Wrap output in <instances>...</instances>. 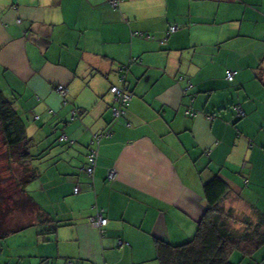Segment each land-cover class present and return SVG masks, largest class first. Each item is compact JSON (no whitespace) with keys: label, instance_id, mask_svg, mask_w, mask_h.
<instances>
[{"label":"crops","instance_id":"crops-1","mask_svg":"<svg viewBox=\"0 0 264 264\" xmlns=\"http://www.w3.org/2000/svg\"><path fill=\"white\" fill-rule=\"evenodd\" d=\"M0 89L49 148L28 190L54 220L20 231L16 264H161L157 240H191L213 192L231 261L264 264V0H0Z\"/></svg>","mask_w":264,"mask_h":264},{"label":"trees","instance_id":"trees-1","mask_svg":"<svg viewBox=\"0 0 264 264\" xmlns=\"http://www.w3.org/2000/svg\"><path fill=\"white\" fill-rule=\"evenodd\" d=\"M14 103L0 89V133L3 146H0V159L7 161L10 172L13 158L23 167L20 176L12 170L11 178H0V239L32 225L49 226L54 220L28 190L29 184L41 174L38 166L33 164L35 156L39 154H33V139L28 135L27 122L18 113ZM59 139L69 140L65 134ZM2 171L1 169L0 174ZM210 187L211 190L224 192L228 186L221 178H214L207 184V188ZM213 193L209 197V206L197 234L191 240L180 245L162 238L157 240V253L161 264H235L230 256L239 243L237 231L230 224L229 214L221 206L220 192ZM13 211L25 213L26 216L22 220L15 219L11 217ZM250 245L252 249L258 247L255 240Z\"/></svg>","mask_w":264,"mask_h":264},{"label":"rangeland","instance_id":"rangeland-1","mask_svg":"<svg viewBox=\"0 0 264 264\" xmlns=\"http://www.w3.org/2000/svg\"><path fill=\"white\" fill-rule=\"evenodd\" d=\"M1 139H2V135L0 133V146H2L1 145L2 144ZM38 143H40V147H41L40 152H38L37 147H36V149L33 150L34 155L39 154V156H37V157L35 156V158H34V162H36V163L41 162V160H44L45 157H46V159L49 158L48 154L46 153L49 150V148H47L46 146L41 144V141H38ZM42 148H46V149H42ZM8 166H9V164L7 163V161L5 159H4V161L0 159V170L1 169L3 170L2 173L0 174V178H2V180H4V179L7 180V179L11 178L12 170H14V172H16L18 176H20V174L22 173L23 167L19 162H17L16 158L15 159L13 158V161L11 163V172L8 169ZM38 179L39 178L33 180L31 183L38 181ZM30 184H29V186H30ZM29 186H28V188L30 189ZM3 194H5V193H3ZM25 216H26L25 213L22 214L19 211H13V213L11 215V217H14L15 219H20V220H22ZM8 223H10V221ZM22 241L23 240H22V233L21 232L14 233L5 239H0V264H5L8 261L11 264H16L17 260H18L17 255H20V252H22L21 250L28 249V251H32L33 247L31 245H25V242H24V244H22Z\"/></svg>","mask_w":264,"mask_h":264},{"label":"built area","instance_id":"built-area-1","mask_svg":"<svg viewBox=\"0 0 264 264\" xmlns=\"http://www.w3.org/2000/svg\"><path fill=\"white\" fill-rule=\"evenodd\" d=\"M122 0H110V3L112 6L116 7L119 5V3ZM177 29V26H171L170 32H173L174 30ZM234 76V72L228 71L227 77L232 80ZM59 90L63 93H66L67 88L60 85ZM111 92L114 94L115 101L117 105L114 106V113L116 117H120L126 113L125 105L127 102L131 99V93L128 91V89L125 86H117L113 85L111 86ZM110 132H106L104 135H109ZM65 137V136H63ZM101 137L100 134H96L94 141L99 140ZM97 156H98V150L96 149L95 146H92L90 149V152L88 154V163L85 166V171L87 172L88 175H93L95 172V168L97 166ZM117 176V171L116 169L112 168L110 169L108 173L109 179H114ZM80 191L79 186L75 188V192L78 193ZM91 222L97 226V227H104L108 223V218L104 215L103 210L98 211V213L94 216L91 217ZM125 240L122 238L119 239V245L123 246L125 244Z\"/></svg>","mask_w":264,"mask_h":264}]
</instances>
